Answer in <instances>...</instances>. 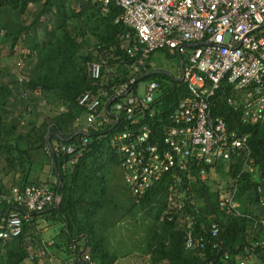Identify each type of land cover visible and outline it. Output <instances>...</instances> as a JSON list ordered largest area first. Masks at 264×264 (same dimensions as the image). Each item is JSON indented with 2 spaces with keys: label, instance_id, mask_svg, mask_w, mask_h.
Segmentation results:
<instances>
[{
  "label": "trees",
  "instance_id": "trees-1",
  "mask_svg": "<svg viewBox=\"0 0 264 264\" xmlns=\"http://www.w3.org/2000/svg\"><path fill=\"white\" fill-rule=\"evenodd\" d=\"M120 14L115 6L104 13L95 0H0V193L11 186L49 183L62 197L59 209L35 216L21 237L0 240V264H36L28 250L31 243L34 247L36 242L41 244V220L47 222L48 215L63 226L61 235L66 241L57 244L61 250L67 252L70 244L81 241L99 264H115L118 259L113 248L102 242L94 222L108 208L109 184L121 170V158L111 144L117 130L91 134V144L84 150L85 135L76 133L75 119L81 113L77 98L93 90L87 63L102 61L122 72L133 61L128 49L135 42L134 31L114 22ZM13 20L15 29L10 27ZM2 30H6L4 34ZM5 50L11 56H2ZM149 79L163 80L168 87L159 104L168 115L185 96L184 86L167 83L171 79L166 74H152ZM224 97L219 92L214 98V115L223 117L230 130L249 136L255 172L242 173L240 162H220L207 167L208 178L202 180L194 168L190 176L180 173L177 178H165L140 203L134 201L133 208L146 211L154 223L147 241L151 264H240L241 260L248 264L253 258L255 264H264V247L254 245L264 241V205L260 201L264 196V122L240 125ZM53 98L59 103H53ZM63 105L67 112H60ZM70 144L83 151L74 166L68 165L70 157L61 151L62 145ZM48 146L53 153H47ZM37 151L43 155L38 161L32 157ZM46 168L56 183L39 178V171L46 172ZM17 176L21 179L16 180ZM217 176L226 179V189L237 185L236 208L244 216L219 209L223 188L218 187ZM175 193H185L186 200L173 208L170 197ZM104 224L111 226L110 221ZM214 224L220 226L221 251L185 250L188 225L200 237L209 235Z\"/></svg>",
  "mask_w": 264,
  "mask_h": 264
},
{
  "label": "built area",
  "instance_id": "built-area-1",
  "mask_svg": "<svg viewBox=\"0 0 264 264\" xmlns=\"http://www.w3.org/2000/svg\"><path fill=\"white\" fill-rule=\"evenodd\" d=\"M95 1L104 13L112 6L121 10L114 22L133 30L135 42L128 49L133 61L122 72L102 61L87 63L93 90L77 98L81 113L75 119L76 133L85 135L84 150L91 144V134L117 130L111 144L121 158L124 183L136 203L165 178H177L180 173L190 176L194 168L202 180L208 178L207 167L220 162H240L242 173L255 172L249 136L230 130L213 110L214 98L223 92L240 125L264 122V0ZM160 52L179 58V76L149 70L153 56ZM159 73L171 79L167 83L185 88V96L168 115L159 109L168 87L163 80L149 79ZM18 79L23 82L22 76ZM53 103L58 104V99L53 98ZM67 111V106L60 108V112ZM77 150L75 144L61 146L70 157L68 165L79 162L83 151ZM46 151L54 152L51 146ZM237 190L234 185L222 191L218 206L228 215L244 216L236 208ZM60 201L49 183L3 190L0 240L21 237L26 224L57 208ZM260 201L264 205V196ZM219 233V224H214L209 235L197 237L188 225L184 248L188 252L221 251ZM33 245L28 252L36 264H99L86 247L75 243L61 260L51 249L54 240L42 239ZM254 245L264 247V241Z\"/></svg>",
  "mask_w": 264,
  "mask_h": 264
},
{
  "label": "rangeland",
  "instance_id": "rangeland-1",
  "mask_svg": "<svg viewBox=\"0 0 264 264\" xmlns=\"http://www.w3.org/2000/svg\"><path fill=\"white\" fill-rule=\"evenodd\" d=\"M10 24V23H8ZM16 26V20L12 22L10 27L12 29H15ZM6 30H2L1 34H4ZM95 38H93V41ZM91 50H94L92 47ZM2 56H11L10 50H5L1 54ZM104 55H109V52H105ZM158 57L152 59V68L157 71H162L167 73H171L175 76H179V73L177 72L178 64H179V58L174 56H165L161 53H158ZM160 60H163L160 61ZM0 64H2V61L0 60ZM11 65L10 62H7V66ZM106 68V67H105ZM109 72V70H107ZM148 80H146L147 83ZM20 125L23 128H26L25 122H20ZM26 130L23 129V135H26ZM49 147V146H48ZM34 160H41L43 155L41 152L37 151L33 153ZM36 172H34L35 174ZM39 178L42 181H54L55 177L49 172V169L46 168V172L41 173L39 171L38 173ZM1 177V175H0ZM21 179L20 176L16 177V180ZM216 180L218 181V187H222L223 191L228 190L229 188H225V186L228 184L227 181H225L221 176H217ZM116 181V183H115ZM112 185H117V178L111 179ZM115 192L111 189L110 195H109V204L107 205L108 208L102 212L100 218L94 220L96 222V226L99 230H101V234L103 236L102 242L105 243L106 247L113 248H119L128 250L129 252H132L133 255L131 260H129L128 264H151V256L148 252V234L152 230V227L154 225L153 220L149 217L146 211L144 210H137L136 208H133V203H131L130 199V192L124 193V196L122 195L121 189L117 185V187H113ZM172 188V187H171ZM225 188V189H224ZM120 191V192H119ZM111 196V197H110ZM185 193H175L170 197L171 207L175 208L176 206H181L180 204H184L185 200ZM180 203V204H179ZM49 220L45 222L44 220L41 225L43 227H49L51 226V230L53 235L55 236L56 233L59 234V230L57 227L59 225H62L61 223H55L52 221V218L50 215ZM110 221L109 224H104L105 222ZM56 232V233H55ZM45 238H48V235H45ZM256 260L253 258L248 262V264H255Z\"/></svg>",
  "mask_w": 264,
  "mask_h": 264
},
{
  "label": "crops",
  "instance_id": "crops-1",
  "mask_svg": "<svg viewBox=\"0 0 264 264\" xmlns=\"http://www.w3.org/2000/svg\"><path fill=\"white\" fill-rule=\"evenodd\" d=\"M161 54H163L164 56H165V58H167V56H169L168 54H166V53H163V52H160ZM159 55H158V53L155 55V56H153V58H156V57H158ZM160 61H162L163 62V60H160ZM179 62H180V60H179ZM151 64H152V62H151ZM151 67H152V65H151ZM156 72L157 70H154L153 69V72ZM115 178H117V185L119 186V188L121 189V192H122V195L124 196V193L123 192H125V193H129L128 192V189L126 190V185H125V183H124V180H123V175H122V171L120 170V172H119V175L117 176V177H115ZM51 181V180H50ZM55 181V180H54ZM53 182V181H52ZM115 183H116V181H115ZM110 185V188L115 192V190H114V188L113 187H117V185H111V184H109ZM9 188V187H8ZM120 192V191H119ZM130 197V199H131V203H134V199H133V197H132V195H130L129 196ZM133 206V205H132ZM46 217H48L49 218V216H46ZM54 222V221H53ZM62 225H59L58 227H57V229L59 230V234H57L56 232V235L54 236L53 235V233H52V230H51V226H49V227H40L41 228V230H40V233H41V237L43 238V240L45 241V242H47V241H50V240H54L55 241V246L54 247H52L51 249L53 250V252H54V254H55V257L58 259V258H60V257H62V255H60L59 256V254L58 253H62L63 254V256L65 257L66 256V254H67V252H66V250L64 251V249L63 250H61L60 248H58V246H57V244L61 241V240H63V243L66 241V239L64 238V237H62V235H61V230H62ZM45 235H48V238L46 239L45 238ZM75 244H77L78 245V247H81V248H85V244L83 243V242H81V241H79V242H74ZM61 244V243H60ZM60 251V252H58V251ZM113 253L118 257V259H117V261H116V263L115 264H128L129 263V260H131V258H132V256H130V255H133V253L132 252H129L127 249L126 250H124V249H119V248H114L113 249ZM64 257H62V259H64Z\"/></svg>",
  "mask_w": 264,
  "mask_h": 264
},
{
  "label": "water",
  "instance_id": "water-1",
  "mask_svg": "<svg viewBox=\"0 0 264 264\" xmlns=\"http://www.w3.org/2000/svg\"><path fill=\"white\" fill-rule=\"evenodd\" d=\"M178 81H180V80H178ZM61 200H62V197H61ZM60 203H61V201H60ZM60 203L58 204L57 209H59V205H60Z\"/></svg>",
  "mask_w": 264,
  "mask_h": 264
}]
</instances>
